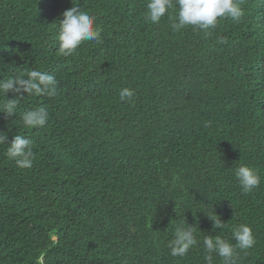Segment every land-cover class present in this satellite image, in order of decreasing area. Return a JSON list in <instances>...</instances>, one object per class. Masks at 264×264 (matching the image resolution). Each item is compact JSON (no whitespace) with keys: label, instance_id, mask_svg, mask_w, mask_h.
<instances>
[{"label":"trees","instance_id":"obj_1","mask_svg":"<svg viewBox=\"0 0 264 264\" xmlns=\"http://www.w3.org/2000/svg\"><path fill=\"white\" fill-rule=\"evenodd\" d=\"M74 3L96 16L101 43L63 57L56 23ZM146 3L0 0V78L39 68L58 80L54 98L0 113L9 143L34 141L29 169L0 145V264H205L202 246L170 255L181 220L200 244L247 223L256 245L237 264H264V0H242L239 23L207 34L173 30L174 10L145 20ZM124 87L133 102L120 101ZM36 104L50 119L24 128L19 114ZM239 163L261 177L247 195ZM214 209L227 228L213 231Z\"/></svg>","mask_w":264,"mask_h":264},{"label":"clouds","instance_id":"obj_2","mask_svg":"<svg viewBox=\"0 0 264 264\" xmlns=\"http://www.w3.org/2000/svg\"><path fill=\"white\" fill-rule=\"evenodd\" d=\"M242 0H147L145 5V20L153 24L160 23L161 19L175 11L172 28L180 31L186 27L204 31L206 34L214 29L221 19H231L239 23L244 15L241 7ZM59 19L56 32L58 54L68 57L77 52V49L86 42L101 43L103 29L97 24V18L90 10H85L74 3ZM223 43V40H221ZM58 80L53 73L39 68H29L14 72L7 77L0 78V113L9 120L17 115L20 101L25 97L54 98L57 95ZM12 93L15 98L8 99ZM136 92L124 87L119 90V99L122 102H133ZM20 122L24 128H43L50 119L46 104H36L26 108L20 114ZM9 131H11L9 129ZM0 145L6 146L5 155L15 162L21 169H29L34 161V141L23 134L13 136L8 142V133L0 131ZM234 177L242 192L252 193L261 183L258 172L250 165L239 163L234 169ZM213 222V231L223 230L228 225L215 213L207 215ZM256 245L252 227L247 223H238L231 227V239L216 234L205 235L202 244L198 242L195 228L181 220L174 225L167 247L172 257H185L194 246H202L205 264H214V257H218L222 264H237L239 251H247Z\"/></svg>","mask_w":264,"mask_h":264}]
</instances>
